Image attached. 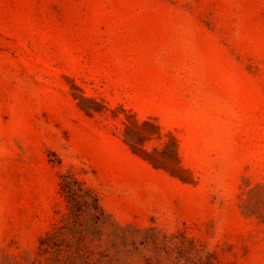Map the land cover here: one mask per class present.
Listing matches in <instances>:
<instances>
[{"label": "rangeland", "instance_id": "374dc122", "mask_svg": "<svg viewBox=\"0 0 264 264\" xmlns=\"http://www.w3.org/2000/svg\"><path fill=\"white\" fill-rule=\"evenodd\" d=\"M0 264H264V0H0Z\"/></svg>", "mask_w": 264, "mask_h": 264}, {"label": "trees", "instance_id": "16d2710c", "mask_svg": "<svg viewBox=\"0 0 264 264\" xmlns=\"http://www.w3.org/2000/svg\"><path fill=\"white\" fill-rule=\"evenodd\" d=\"M61 190L67 196L71 206L74 207L81 202V198L88 209L93 212L95 209L104 210L97 194L74 176L65 175L61 184Z\"/></svg>", "mask_w": 264, "mask_h": 264}]
</instances>
